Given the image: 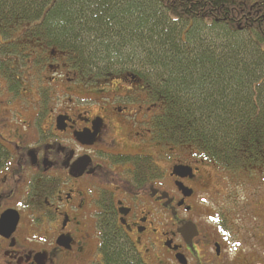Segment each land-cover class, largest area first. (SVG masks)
I'll return each instance as SVG.
<instances>
[{"label":"flooded vegetation","instance_id":"1","mask_svg":"<svg viewBox=\"0 0 264 264\" xmlns=\"http://www.w3.org/2000/svg\"><path fill=\"white\" fill-rule=\"evenodd\" d=\"M22 38L0 35V220L19 213L15 233L0 236V264L87 262L110 226L151 264H264V221L259 247L238 250L215 201L235 175L165 133L164 106L140 76L82 78L62 53ZM34 225L54 237L50 249L20 238Z\"/></svg>","mask_w":264,"mask_h":264},{"label":"trees","instance_id":"2","mask_svg":"<svg viewBox=\"0 0 264 264\" xmlns=\"http://www.w3.org/2000/svg\"><path fill=\"white\" fill-rule=\"evenodd\" d=\"M19 33L82 78L137 74L176 144L229 175H264V0H0V35ZM98 251L100 264H147L112 226Z\"/></svg>","mask_w":264,"mask_h":264},{"label":"rangeland","instance_id":"3","mask_svg":"<svg viewBox=\"0 0 264 264\" xmlns=\"http://www.w3.org/2000/svg\"><path fill=\"white\" fill-rule=\"evenodd\" d=\"M201 31H203L202 28ZM257 73H260V70L258 68H256V74ZM245 175H241V177L234 176L228 187L226 186V184L228 185L229 182L218 180L220 181L217 189L219 195H215V201L217 204H219L221 201L224 200L221 206L225 211H228L227 213H229V216L227 217V228L230 229L232 227L233 231H236L234 237L237 239V249H245L249 251L255 248L256 246L259 247L258 244H256V242L252 238V235L255 231V228L258 227L264 221V176H258L262 178H260V180L254 179L257 182H253L249 181V179H251L250 176L255 178L254 175L250 173ZM237 178H240L241 182L236 183ZM229 180L230 178L228 179V181ZM234 180V186H232ZM213 181L211 185L213 184ZM234 192L236 198H234V201L231 198L228 201L227 197L229 195L231 197ZM234 205L238 212H235V209L233 207ZM216 209L219 210L218 208ZM248 217H250L251 219H248ZM253 221L254 223L252 224ZM18 234L24 243L30 245L32 248H35L37 250H48L52 247V245L55 244L54 237H50L49 240H45L43 238L44 232L42 227L39 225L30 226L29 229H25L21 226L19 228ZM145 262L147 264H151L149 263L150 261L148 259H146ZM100 263V255L95 252L91 255L87 262H73L71 264Z\"/></svg>","mask_w":264,"mask_h":264},{"label":"water","instance_id":"4","mask_svg":"<svg viewBox=\"0 0 264 264\" xmlns=\"http://www.w3.org/2000/svg\"><path fill=\"white\" fill-rule=\"evenodd\" d=\"M19 224V213L9 212L2 216L0 220V236H6L15 233Z\"/></svg>","mask_w":264,"mask_h":264},{"label":"bare ground","instance_id":"5","mask_svg":"<svg viewBox=\"0 0 264 264\" xmlns=\"http://www.w3.org/2000/svg\"><path fill=\"white\" fill-rule=\"evenodd\" d=\"M43 16H45V14H43Z\"/></svg>","mask_w":264,"mask_h":264}]
</instances>
